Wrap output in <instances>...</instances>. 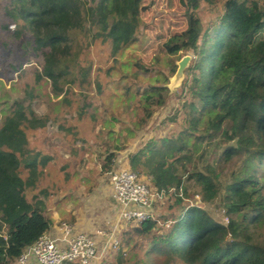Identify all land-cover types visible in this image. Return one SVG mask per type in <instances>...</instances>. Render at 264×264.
<instances>
[{
  "label": "trees",
  "instance_id": "1",
  "mask_svg": "<svg viewBox=\"0 0 264 264\" xmlns=\"http://www.w3.org/2000/svg\"><path fill=\"white\" fill-rule=\"evenodd\" d=\"M177 1L185 7L180 12L184 25L165 27L160 49L169 57L192 53L180 86L179 132L128 155L130 168L147 176L157 195L175 196L176 216L173 222L163 219L171 224L162 234L153 218L133 230L151 239L146 261L139 264H264V242L255 238L264 228V0H222L224 12L210 30H204L198 12L212 0ZM150 10L148 0H10L5 13L15 23L14 38L28 36L26 44L42 59L36 81L50 82L59 98L86 83L91 70L81 66V59L97 41L108 43L114 57L136 45ZM134 66L143 74L153 68L140 59ZM168 83L163 74L147 77L139 99L141 121L166 106L172 95ZM1 114L0 264H16L51 230L45 201L36 196L30 201L27 192L36 188L52 157L30 148L27 130L48 125L31 104L16 101ZM113 159L107 158L108 168ZM235 159L240 166L224 183L218 163ZM186 181L199 188L204 203L222 196L227 224L185 204Z\"/></svg>",
  "mask_w": 264,
  "mask_h": 264
},
{
  "label": "rangeland",
  "instance_id": "2",
  "mask_svg": "<svg viewBox=\"0 0 264 264\" xmlns=\"http://www.w3.org/2000/svg\"><path fill=\"white\" fill-rule=\"evenodd\" d=\"M9 3L10 0H0V123L4 118L2 109L16 101L31 104L39 117L48 119V125L42 130H27L30 148L52 157L36 188L27 192L28 199L32 201L36 196L45 201L47 216L52 222L51 233L62 224L71 226L76 233L95 236L98 232L115 233L117 247L112 241L98 239L100 258L96 264H121V258L124 259L122 264L146 261L151 239L133 233L139 226L136 222L121 221L119 207L113 199L111 174L124 167L130 168V153L137 152L150 141L175 137L179 132L181 114L177 112L182 101L180 86L183 81L176 82L172 70L174 66L178 69L183 57L192 58V53L169 57L160 46L164 40L161 35L167 32L165 27L182 29L184 19L180 12L184 11V5L177 0H148L151 10L138 31V43L114 57L108 43L97 41L81 59V66L91 70L86 83L75 85L58 98L53 95L50 82L36 81V69H40L42 59L26 44L28 36L23 35L21 40L14 38L15 23L8 20L5 13ZM170 3H174L173 7H169ZM223 12L222 0L203 3L198 13L204 30L217 26ZM168 15L172 16V25ZM5 25L10 26L9 29L6 30ZM167 34L170 36V31ZM139 59L144 65L152 64L149 73L143 74L134 66ZM125 66L130 67L126 69ZM135 73L139 79L134 78ZM156 73L168 78L172 95L166 106L155 110L151 119L141 121L145 120L139 107L143 84L147 77ZM125 74L128 77H124ZM127 87L130 88L128 92ZM206 150L210 152V148ZM215 151L221 153V150ZM111 155L114 159L108 168L107 158ZM240 163L237 159L227 165L218 163L224 183ZM193 167L189 166L188 170ZM21 174L24 178L28 175L24 168ZM141 178L150 185L147 176ZM185 187L189 194L185 204L201 207L215 221L227 224L222 196L204 203L193 182L186 181ZM152 193L155 190L152 189ZM174 204L175 196H154L150 215L159 220V234L165 233L171 224L164 225V218L173 222L176 209L171 206ZM255 236L264 242V228Z\"/></svg>",
  "mask_w": 264,
  "mask_h": 264
},
{
  "label": "built area",
  "instance_id": "3",
  "mask_svg": "<svg viewBox=\"0 0 264 264\" xmlns=\"http://www.w3.org/2000/svg\"><path fill=\"white\" fill-rule=\"evenodd\" d=\"M110 183L121 221L141 224L152 219L154 196L162 198L163 195L152 193L150 185L129 167L114 171ZM98 239L112 241L114 247L118 245L115 233L98 232L96 236L76 233L71 226L62 224L54 234L43 235L27 248L16 264H96L100 258Z\"/></svg>",
  "mask_w": 264,
  "mask_h": 264
},
{
  "label": "water",
  "instance_id": "4",
  "mask_svg": "<svg viewBox=\"0 0 264 264\" xmlns=\"http://www.w3.org/2000/svg\"><path fill=\"white\" fill-rule=\"evenodd\" d=\"M190 61H191L190 56H185L180 60V62L178 63V69L175 73L176 82H182L183 81L185 71L190 64Z\"/></svg>",
  "mask_w": 264,
  "mask_h": 264
},
{
  "label": "crops",
  "instance_id": "5",
  "mask_svg": "<svg viewBox=\"0 0 264 264\" xmlns=\"http://www.w3.org/2000/svg\"><path fill=\"white\" fill-rule=\"evenodd\" d=\"M53 230V229H52ZM54 231V230H53ZM51 233V232H50ZM51 234H54V232L53 233H51Z\"/></svg>",
  "mask_w": 264,
  "mask_h": 264
}]
</instances>
